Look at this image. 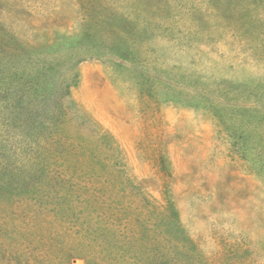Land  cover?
Masks as SVG:
<instances>
[{"label": "rangeland", "instance_id": "374dc122", "mask_svg": "<svg viewBox=\"0 0 264 264\" xmlns=\"http://www.w3.org/2000/svg\"><path fill=\"white\" fill-rule=\"evenodd\" d=\"M98 175L166 197L189 264H264V0H0V264H88L46 212Z\"/></svg>", "mask_w": 264, "mask_h": 264}, {"label": "trees", "instance_id": "16d2710c", "mask_svg": "<svg viewBox=\"0 0 264 264\" xmlns=\"http://www.w3.org/2000/svg\"><path fill=\"white\" fill-rule=\"evenodd\" d=\"M58 84L42 86L41 94H48L61 111L64 107L60 103L67 97V90L63 91V83ZM81 147L82 144L64 151L70 158H76ZM49 188L62 191L65 198L62 207L54 202V210L46 213L61 214L64 219L69 216L71 225L67 231L76 236L79 249L89 251L88 264H189L193 247L166 197L163 205L152 204L144 198L139 186L121 175L111 178L98 175L87 182L80 177L58 178L52 180ZM132 188L137 199L127 202L125 194ZM194 260L199 263L197 257Z\"/></svg>", "mask_w": 264, "mask_h": 264}]
</instances>
